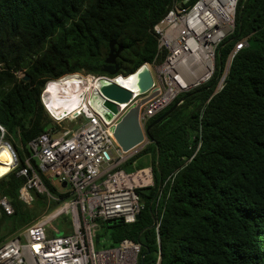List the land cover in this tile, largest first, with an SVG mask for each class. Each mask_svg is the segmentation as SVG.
I'll use <instances>...</instances> for the list:
<instances>
[{
	"label": "trees",
	"instance_id": "1",
	"mask_svg": "<svg viewBox=\"0 0 264 264\" xmlns=\"http://www.w3.org/2000/svg\"><path fill=\"white\" fill-rule=\"evenodd\" d=\"M197 1L0 0V126L17 161L0 177V198L12 207L10 214L0 207V244L59 203L47 207L46 194L35 188L31 201L20 197L26 177L17 173L27 158L50 193L70 195L40 171L29 144L83 121L50 115L41 98L46 83L70 74L108 75L100 69L112 40L122 46L118 73L160 64L166 51L158 50L154 26L170 8ZM239 40L246 44L214 92ZM180 99L120 165L131 171L146 156L153 184L136 189L144 208L134 222L100 224L103 246L139 242L138 264H155L158 249L159 264H264V0H237L233 30L216 48L211 77L177 95L146 126ZM70 231L69 222L63 233Z\"/></svg>",
	"mask_w": 264,
	"mask_h": 264
},
{
	"label": "built area",
	"instance_id": "2",
	"mask_svg": "<svg viewBox=\"0 0 264 264\" xmlns=\"http://www.w3.org/2000/svg\"><path fill=\"white\" fill-rule=\"evenodd\" d=\"M200 1L189 9L179 6L170 8L162 21L154 26L158 50H165L166 54L160 64L153 65L157 79L153 87L156 86L159 92L140 109L139 118L143 127L177 95L211 77L216 48L233 30L232 18L224 29L214 24L205 26L198 18L190 22L192 12ZM189 29L193 32L190 35ZM245 44L244 40L235 43L214 92L221 89L231 58ZM88 76L97 80L95 76ZM190 79L192 83H189ZM136 95L133 97L136 98ZM127 106L120 104V110ZM46 108L53 118L61 120L55 117L47 104ZM81 110L84 121L75 127L65 128L55 136L43 133L30 141L32 156L37 159L40 171L65 188L59 191H69L70 195L60 199L50 193L27 158L17 173L26 177L20 188V197L26 202L31 201L29 191L35 188L46 194L47 207L52 201L59 203L47 208L42 216L0 244V264H138L141 253L139 242L123 238L115 246L97 247L96 232L105 221L118 219L132 223L143 210L144 204L136 189L153 184L151 167L125 171L120 165L137 154L148 138L142 145L123 151L114 141L111 131V125L119 115L108 121L90 104L87 109ZM73 113L72 117L76 119L80 116V109ZM0 132L2 140L4 129L1 126ZM1 140L0 147L4 145L8 148L13 162L12 150ZM0 207L8 214L12 212L5 197L0 198ZM65 215L69 218L71 231L57 236L48 235L46 225ZM159 225L160 219H156V232ZM159 260L158 249L155 264H159Z\"/></svg>",
	"mask_w": 264,
	"mask_h": 264
},
{
	"label": "water",
	"instance_id": "3",
	"mask_svg": "<svg viewBox=\"0 0 264 264\" xmlns=\"http://www.w3.org/2000/svg\"><path fill=\"white\" fill-rule=\"evenodd\" d=\"M114 45L115 41L112 40L109 43V52L104 59L103 66L100 69L102 72L112 77H107L105 75L96 77L97 80L102 79V81L105 80V82H100L99 88L96 89V93L98 94L99 98L98 100L100 101V108L97 107L95 110L97 113L99 112L101 114L102 118L108 121H111L114 116L119 115L115 122L111 125L112 136L121 150L128 151L134 147L142 145L147 138L149 139V130L151 126L169 114L183 99L175 102L162 115L153 120L149 125L143 127L139 118L140 109L154 96H156L159 90L156 86L153 87L154 80L147 63L141 64L135 71L127 75L118 73L119 66L116 63V58L122 50V46L115 48ZM70 75L79 76V74ZM70 75H65L63 77ZM134 75H138V77L130 87L116 81L117 77L127 78ZM27 78L28 76L25 75L24 79ZM52 81L54 80L48 81L46 85ZM134 94H137L136 98L133 97ZM43 96L44 94L42 92L41 98H43ZM120 104H127L128 106L123 111H121ZM1 141L12 150L14 161L11 163L10 169H13L17 164L14 150L8 142L3 140ZM10 169L8 171H10ZM2 175H0V177ZM141 258H143V254L141 255Z\"/></svg>",
	"mask_w": 264,
	"mask_h": 264
},
{
	"label": "bare ground",
	"instance_id": "4",
	"mask_svg": "<svg viewBox=\"0 0 264 264\" xmlns=\"http://www.w3.org/2000/svg\"><path fill=\"white\" fill-rule=\"evenodd\" d=\"M235 3L236 0H201L192 12L193 16L190 22L198 18L205 26L214 24L217 28L224 29L226 28V22L230 21L231 13L234 12L233 9ZM188 33L190 35L193 32L189 29ZM184 68H187V66ZM204 75L205 74L202 76ZM137 77L138 75H134L127 78H130L129 81L132 84ZM121 79L122 77H117L116 81L121 83ZM100 82L98 80H94L92 82V93L89 98V103L93 108H100V101L98 100V94L96 93V89L99 88ZM182 83H185V81L182 80ZM87 87L88 84L85 83L84 80L77 77V75H70L65 78L63 77L60 80L49 82L47 84L44 101L55 116H63L81 108L87 109L88 106L86 107L85 105L80 107L82 94ZM65 98H71V102L67 104V106H65L66 104H63ZM11 163V153L6 146L2 145L0 147V175L8 171Z\"/></svg>",
	"mask_w": 264,
	"mask_h": 264
},
{
	"label": "rangeland",
	"instance_id": "5",
	"mask_svg": "<svg viewBox=\"0 0 264 264\" xmlns=\"http://www.w3.org/2000/svg\"><path fill=\"white\" fill-rule=\"evenodd\" d=\"M236 3H237V0H236ZM236 3H235V6H234V9H233V11H234L232 13L233 15H231V18H232V21H233V27H234V13H235ZM227 23L228 22H226V25H227ZM230 33H231V31H229L226 35H228ZM149 67L151 69L152 77H153L154 81H156L157 79H156V75H155V67L153 65H149ZM77 77H79L80 79L84 80V82L88 84L87 89H85L84 92H83V94H82V100H81V106H80V107H82V106L85 105L87 107L90 104L89 103V98H90L91 93H92V82L94 80L91 79L88 75H86V76L79 75ZM129 79L130 78L122 79L121 83L124 84V85H126V86H129L130 87L132 84L129 81ZM57 80H54L52 82H55ZM59 80H60V78H59ZM192 82H193L192 79H190V82L189 83H192ZM46 89H47V85H45V88L43 90V94H45ZM54 98H55V96H54ZM42 99H43V102L46 104V102L44 101V96H43ZM70 99L71 98H65L63 104H66L65 106H67V104H69L71 102ZM74 109H76V108H74ZM74 109H72V110H74ZM73 112H69V113H67L66 115H63V116H55V117L58 118V119H61V120L62 119H65V118H71V119H73V117H72V116H74V113ZM82 114H84V112L80 109L79 115L83 117ZM83 121H84V117H83ZM138 163H139V165H138L139 168L148 167V165H149V161L146 160V156H142ZM52 182L54 183V185H56V187L59 190H64L65 189L64 187L61 186V184L59 182H57V180H53ZM65 184L66 183H64V185ZM68 226H69V218H67V216L65 215L64 217L61 216V217L56 218L52 222V224L46 225V231H47L48 235H50V236H53V235L54 236H57V235L63 234L64 230H66V228ZM96 234L100 235V236H98V239L96 241V246L97 247L103 246V244H105L106 240H105L104 236L101 235V229L100 228L97 230Z\"/></svg>",
	"mask_w": 264,
	"mask_h": 264
},
{
	"label": "clouds",
	"instance_id": "6",
	"mask_svg": "<svg viewBox=\"0 0 264 264\" xmlns=\"http://www.w3.org/2000/svg\"><path fill=\"white\" fill-rule=\"evenodd\" d=\"M148 64V63H147ZM148 66H149V64H148ZM150 68V67H149ZM151 70V69H150ZM106 76V75H105ZM98 77V76H97ZM107 77H108V75H107ZM109 77H112V76H109ZM42 101H43V99H42ZM43 104L45 105V107H46V104L43 102ZM48 110V109H47ZM49 112V111H48ZM51 115V114H50ZM3 140V139H2ZM4 141V140H3ZM17 165V164H16ZM12 170V169H11ZM6 174V173H5Z\"/></svg>",
	"mask_w": 264,
	"mask_h": 264
},
{
	"label": "flooded vegetation",
	"instance_id": "7",
	"mask_svg": "<svg viewBox=\"0 0 264 264\" xmlns=\"http://www.w3.org/2000/svg\"><path fill=\"white\" fill-rule=\"evenodd\" d=\"M106 76H107V75H106ZM109 76H110V75H109ZM109 76H108V77H109ZM122 79H124V78H122ZM122 79H121V80H122Z\"/></svg>",
	"mask_w": 264,
	"mask_h": 264
}]
</instances>
